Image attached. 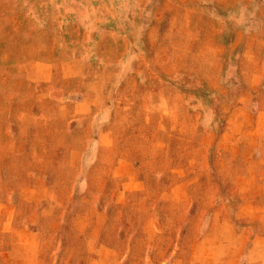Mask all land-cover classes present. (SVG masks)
Segmentation results:
<instances>
[{"label": "rangeland", "instance_id": "1", "mask_svg": "<svg viewBox=\"0 0 264 264\" xmlns=\"http://www.w3.org/2000/svg\"><path fill=\"white\" fill-rule=\"evenodd\" d=\"M0 264H264V0H0Z\"/></svg>", "mask_w": 264, "mask_h": 264}]
</instances>
